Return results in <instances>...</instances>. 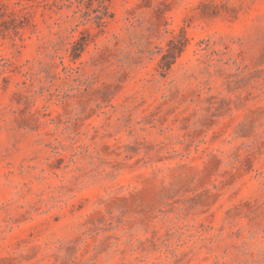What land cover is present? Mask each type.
<instances>
[{"label": "rangeland", "instance_id": "obj_1", "mask_svg": "<svg viewBox=\"0 0 264 264\" xmlns=\"http://www.w3.org/2000/svg\"><path fill=\"white\" fill-rule=\"evenodd\" d=\"M8 15L0 264H264V0Z\"/></svg>", "mask_w": 264, "mask_h": 264}, {"label": "trees", "instance_id": "obj_2", "mask_svg": "<svg viewBox=\"0 0 264 264\" xmlns=\"http://www.w3.org/2000/svg\"><path fill=\"white\" fill-rule=\"evenodd\" d=\"M8 20H5V21H2L0 23V26L2 27V29L4 30H10L12 29L14 32H17V29L20 28L22 25H20V20L19 18H14L13 16L11 15H8ZM96 20H97V25L98 26H102L105 21H103V16H96ZM76 44H80V46H83V44H85V41H82V42H74ZM168 52V50H167ZM72 54V58H76L77 56V53L74 52V53H71ZM165 54L162 56V64L160 65L161 69H165V68H169L171 62H167L166 58H165Z\"/></svg>", "mask_w": 264, "mask_h": 264}]
</instances>
